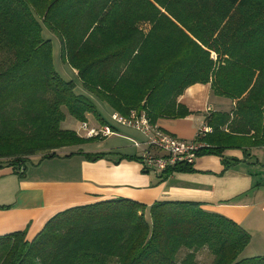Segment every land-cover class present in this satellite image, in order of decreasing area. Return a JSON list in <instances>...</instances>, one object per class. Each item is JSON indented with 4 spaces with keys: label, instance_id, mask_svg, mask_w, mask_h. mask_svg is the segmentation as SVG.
I'll return each instance as SVG.
<instances>
[{
    "label": "trees",
    "instance_id": "16d2710c",
    "mask_svg": "<svg viewBox=\"0 0 264 264\" xmlns=\"http://www.w3.org/2000/svg\"><path fill=\"white\" fill-rule=\"evenodd\" d=\"M144 25L148 28L144 29ZM76 72L88 97L77 95L53 64ZM0 168L22 178L37 153L41 159L82 146L62 130L65 114L77 122L98 119L95 102L120 116L144 113L150 123L190 115L178 103L185 90L209 85L233 104L212 113L197 134V157L238 163L227 150L264 146V0H0ZM96 162L109 154L66 155ZM119 160L142 163L138 156ZM23 170V172H22ZM193 173L177 164L157 175ZM149 208L150 221L145 215ZM26 230L0 237V264H264L245 258L250 236L238 225L196 203L155 202L150 207L114 199L65 210L31 240Z\"/></svg>",
    "mask_w": 264,
    "mask_h": 264
},
{
    "label": "crops",
    "instance_id": "0c3cea01",
    "mask_svg": "<svg viewBox=\"0 0 264 264\" xmlns=\"http://www.w3.org/2000/svg\"><path fill=\"white\" fill-rule=\"evenodd\" d=\"M213 98L209 85L185 90L178 99L190 113L184 120L191 123L193 115L203 114L204 123L209 114L231 111L234 103L225 111L213 104ZM166 121L160 120L156 126L168 133L163 125ZM141 152L136 149L134 156ZM83 153L108 154L105 150ZM223 157L238 163L225 170L221 158L203 156L197 158L195 172L174 173L160 181L154 174H144L134 161L111 160L108 156L90 162L75 155L62 159L61 167H55L54 161H43L47 163L26 168L22 178L9 168H0V237L26 230L31 241L57 214L114 199L147 207L155 202H189L241 227L250 236L245 258H264V146L227 150Z\"/></svg>",
    "mask_w": 264,
    "mask_h": 264
},
{
    "label": "rangeland",
    "instance_id": "374dc122",
    "mask_svg": "<svg viewBox=\"0 0 264 264\" xmlns=\"http://www.w3.org/2000/svg\"><path fill=\"white\" fill-rule=\"evenodd\" d=\"M144 29H147L148 26L144 25ZM43 37L45 39H50L52 42V56H53V64L54 68L57 73L62 77L65 81H72L75 85L74 92L77 95H82L84 97H88V94L83 90L80 81L76 76V72L73 71L69 66L63 65L60 61V48L59 42L55 37H52L50 34L44 32ZM2 55L0 57V62L2 60ZM214 96V95H213ZM213 104L219 105L223 110L229 111L231 109V101L225 98L215 97L213 98ZM96 110L100 116V119L103 120L105 123L104 126L110 127L114 130V135L110 136L108 139H98L92 142H87L82 146H78L75 148L67 149V151H58L57 157L50 159H41L45 153H37L35 157H32L31 160L26 164V168L28 170L33 166L37 167L38 165L45 164L50 161H54L53 164L56 165L55 167H61L63 162L61 161L64 159V153L71 154V152L78 153L81 152H96L100 150H105L109 155L108 157L111 160H118L119 156H134L136 154V149L134 148V142H139L140 139L143 137L133 129H130L125 126H121L116 124L111 120L112 111L109 110L105 104H99L95 102ZM85 122H77L69 115L65 114V120L61 123L60 127L62 130L74 132L78 137L85 139L87 131H82L81 126L86 124L89 129L98 130L100 129L101 125L98 122V119L94 116H88ZM189 117V116H188ZM203 114H195L191 119V123L186 122L183 119L178 120H167L164 125V129L170 134L171 136L175 137L178 140L185 141V142H192L194 141L198 131L202 127L203 123ZM187 118V117H186ZM144 141V139H143ZM140 143V142H139ZM71 151V152H70ZM109 151V152H108ZM214 157V156H211ZM47 161V162H43ZM42 162V163H41ZM145 218L147 222L150 221V213L149 208H147ZM198 264H211L213 259L210 254L205 250L200 252L197 255Z\"/></svg>",
    "mask_w": 264,
    "mask_h": 264
},
{
    "label": "built area",
    "instance_id": "2783aa9c",
    "mask_svg": "<svg viewBox=\"0 0 264 264\" xmlns=\"http://www.w3.org/2000/svg\"><path fill=\"white\" fill-rule=\"evenodd\" d=\"M111 120L118 125L135 130L143 137V143L134 142V148L142 151L139 156L142 160L140 165L142 170L145 169L157 175L164 173L177 164L194 166L198 158V151L206 147L195 141L189 143L176 139L156 125L151 124L144 113L138 115L132 112L128 117L115 113L112 114ZM87 128L86 124L81 126L82 131H87L86 138H107L114 135L113 130L108 126L101 127L98 130H88ZM210 132L211 129L203 123L198 134L205 135Z\"/></svg>",
    "mask_w": 264,
    "mask_h": 264
},
{
    "label": "water",
    "instance_id": "95a60500",
    "mask_svg": "<svg viewBox=\"0 0 264 264\" xmlns=\"http://www.w3.org/2000/svg\"><path fill=\"white\" fill-rule=\"evenodd\" d=\"M22 172H23V170H22Z\"/></svg>",
    "mask_w": 264,
    "mask_h": 264
}]
</instances>
